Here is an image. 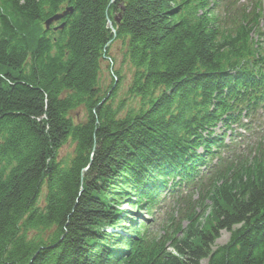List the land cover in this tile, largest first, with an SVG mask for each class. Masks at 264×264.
I'll list each match as a JSON object with an SVG mask.
<instances>
[{
    "label": "trees",
    "instance_id": "obj_1",
    "mask_svg": "<svg viewBox=\"0 0 264 264\" xmlns=\"http://www.w3.org/2000/svg\"><path fill=\"white\" fill-rule=\"evenodd\" d=\"M219 1L0 0V264H264V143L223 142L264 108L263 11Z\"/></svg>",
    "mask_w": 264,
    "mask_h": 264
},
{
    "label": "rangeland",
    "instance_id": "obj_2",
    "mask_svg": "<svg viewBox=\"0 0 264 264\" xmlns=\"http://www.w3.org/2000/svg\"><path fill=\"white\" fill-rule=\"evenodd\" d=\"M263 5H264V0H263ZM118 57H119V49L117 48L116 50L113 51ZM101 76H100V82H101V85H106L105 83L108 82L109 78H108V72L106 71V67H105V64H103V69L101 70ZM122 94H123V90L119 92V97L117 100H119L121 97H122ZM75 115L78 116V120H83L84 118V111L82 109H78V111L75 112ZM264 118H262L263 120ZM250 134V138L252 137V135L254 136L255 135H259V136H262L264 135V131L261 130V131H251ZM71 151H72V147L70 145H65L63 146L60 151H59V157L60 158H65L67 156H70L71 154ZM123 208H125L123 206ZM140 215L145 218L146 216L142 213H140ZM160 213L156 214V217H159ZM228 238V235L225 233V232H222L221 233V237L217 240L216 244H223L226 242ZM200 264H206V261L203 260Z\"/></svg>",
    "mask_w": 264,
    "mask_h": 264
},
{
    "label": "water",
    "instance_id": "obj_3",
    "mask_svg": "<svg viewBox=\"0 0 264 264\" xmlns=\"http://www.w3.org/2000/svg\"><path fill=\"white\" fill-rule=\"evenodd\" d=\"M71 12V9H67L66 11H64L62 14L60 15H55L54 17H52L51 19L47 20L45 25L48 26L49 22L53 21V20H58L61 19L64 15H66L67 13ZM115 22H119V17H115ZM110 25L108 24V27Z\"/></svg>",
    "mask_w": 264,
    "mask_h": 264
},
{
    "label": "bare ground",
    "instance_id": "obj_4",
    "mask_svg": "<svg viewBox=\"0 0 264 264\" xmlns=\"http://www.w3.org/2000/svg\"><path fill=\"white\" fill-rule=\"evenodd\" d=\"M108 28H109L112 32H115V30H114V28L112 27V25H110Z\"/></svg>",
    "mask_w": 264,
    "mask_h": 264
}]
</instances>
